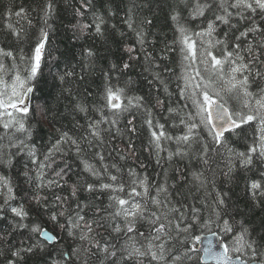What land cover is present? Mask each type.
Returning <instances> with one entry per match:
<instances>
[{
    "label": "snow or ice",
    "instance_id": "1",
    "mask_svg": "<svg viewBox=\"0 0 264 264\" xmlns=\"http://www.w3.org/2000/svg\"><path fill=\"white\" fill-rule=\"evenodd\" d=\"M63 3L71 11L74 42L99 37L107 43L110 27L128 58L101 70L98 103L89 105L79 86L88 92L85 81L95 73L99 53L81 47L79 60L59 71L52 47L58 0L6 10L10 39L0 43V222L7 221L8 230H0V264L32 258L34 264H264V220L259 226L250 222L228 188L238 170L255 168L258 178L247 179L245 193L252 206L264 208V0H174L168 13L173 37L158 55L149 48L156 43L149 0ZM121 11L122 27L109 24ZM129 33L134 43L125 42ZM172 52L179 56L178 74L161 67ZM133 61L142 63L148 84L169 98L175 94L163 73L175 74L183 103L173 106L169 100L159 117L157 109L165 112L159 94L153 104L132 91L131 76L121 83L119 73ZM45 67L60 92L54 104L33 105ZM69 80L76 92L64 87ZM69 97L71 109L60 111L59 102ZM37 116L57 133L43 152L33 139ZM142 133V149L161 169L160 179L148 175L143 162L136 166ZM232 137L243 150L232 146ZM18 164L30 187L25 196L31 210L20 185L2 171ZM218 180L227 190L218 188ZM21 231L27 237L13 243L9 238Z\"/></svg>",
    "mask_w": 264,
    "mask_h": 264
},
{
    "label": "trees",
    "instance_id": "2",
    "mask_svg": "<svg viewBox=\"0 0 264 264\" xmlns=\"http://www.w3.org/2000/svg\"><path fill=\"white\" fill-rule=\"evenodd\" d=\"M60 3V16L55 19L54 21V31L52 33V47L57 51L53 52V55L60 59L59 71H63L65 63H76L80 57V50L81 47H92L96 49L99 55L96 58V71L93 73L85 83L88 85V92H91L92 95H88V92H83L84 85H80L81 93L80 98L88 103L89 105L93 103H98V94L101 90L103 78L101 70H108L111 63H117L118 65L122 66L123 60H127V54L123 53V43L120 41V38L117 33L113 32L109 27L107 29V43L99 37L94 38H86L82 41L74 42L72 33L69 30L70 25H68L69 20L72 19L71 11L66 9L63 0H58ZM119 2V0H117ZM151 3L152 9L155 12V15L151 18L153 19V26L152 31L156 33L154 39L156 40L155 45H149L150 50L153 51L154 55H158L160 49L163 46V42L170 41L173 37V33L171 30V23L168 20V13L170 10V6L174 3V0H149ZM21 5L25 8L31 10L32 7L35 6V0H0V43H7L8 39H10L9 34L7 33L4 25H5V13L8 8H12L13 11L18 9ZM146 15H151L150 13L145 10ZM123 15L121 11L116 17L112 18L109 21V24L115 23L118 27H122L120 23V17ZM12 22L15 23V16H12ZM74 22V21H73ZM67 26V27H66ZM153 37L150 36V39ZM128 43H134V38L131 37V34H128L126 41ZM169 58L167 61L161 62V67H169L174 69V73H179V56L176 52H172L168 54ZM132 68L120 72L121 83L127 80L129 76L133 78L135 83L132 86V91L144 95L151 100L154 104L155 99L154 97L159 94L160 98L165 100V112L161 113L159 109H157V115L162 117L166 114V108L171 101L172 105L175 106L177 103H183L179 101L178 93H177V82L175 79V74L171 73H163V76L169 82V89L175 95L171 98L167 97L162 88L157 89L155 85L150 86L145 79L147 74L142 72V63L133 61ZM52 73L57 71L56 67H52ZM77 73L80 72V68H76ZM115 75V73H113ZM150 79V77H148ZM116 81L113 80V83ZM71 86L73 91L76 92L77 84L69 80L67 85L64 87ZM61 85L58 80H54L53 76L49 73V67L44 68L43 78L40 82V89L35 94V98L32 100L33 105H44L47 101L48 104H54L56 101L54 97L60 92ZM71 98L62 99L59 102V109L60 111H64L67 107L69 110L71 109ZM78 119H82V117H77ZM38 121V127L34 130L33 139L36 144L40 147L41 152H43L46 147L50 144V142H54V139L57 136L55 132V126L49 122L48 120L44 119L42 116H37L34 118ZM70 119V117H69ZM163 122V121H162ZM69 120H64L61 124H67ZM139 125V121L137 122ZM144 134L142 133L141 137L136 139V146H137V155L138 159L136 161V166L139 167V164L143 162V164L147 168V174L150 175L153 179H160L162 177L161 169L156 165L155 161L151 159L148 152L143 151L142 143H144ZM232 146L236 147L237 149L243 150L244 145L235 137H232L230 140ZM166 155V154H165ZM42 158V157H41ZM128 164H132V159L130 158ZM22 165L18 164L16 168L11 170L3 169L2 171L12 176L14 183L20 185V197L23 198V202L25 206L31 210L32 205L30 202V196H25V192H30L29 185L25 182L24 178L19 175L20 169ZM159 174V176H158ZM249 178H258V171L254 168L252 171L245 172L243 170H238L235 174V178L232 180L230 184H228V188L231 189V197L234 202H236L240 208L247 209L248 216L250 222L254 223L255 225L259 226L261 221L264 220V208H255L252 206L250 199L247 197L245 193V183ZM70 182L76 180V176L73 175L69 178ZM218 188L222 190H227L224 187V182L218 180L217 182ZM65 193L68 192V189H63ZM85 194L82 192L81 197L83 198ZM49 198H51V194H49ZM17 202H20L18 199ZM33 215L35 213L33 212ZM40 219L41 223L44 227L48 229H52L53 225L50 222H46L43 218ZM0 230L7 231L8 225L7 221L0 222ZM58 231V230H57ZM26 232H18L14 234L9 239L13 243H19L22 238H26ZM2 245V242H0ZM35 258H32L27 262V264H34Z\"/></svg>",
    "mask_w": 264,
    "mask_h": 264
},
{
    "label": "water",
    "instance_id": "3",
    "mask_svg": "<svg viewBox=\"0 0 264 264\" xmlns=\"http://www.w3.org/2000/svg\"><path fill=\"white\" fill-rule=\"evenodd\" d=\"M211 239V237H209ZM207 244V241H205V245ZM208 264H212L211 261L208 262Z\"/></svg>",
    "mask_w": 264,
    "mask_h": 264
}]
</instances>
